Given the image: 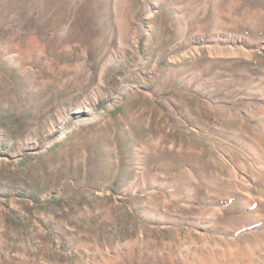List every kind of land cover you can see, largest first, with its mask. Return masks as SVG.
<instances>
[{"label": "rangeland", "instance_id": "rangeland-1", "mask_svg": "<svg viewBox=\"0 0 264 264\" xmlns=\"http://www.w3.org/2000/svg\"><path fill=\"white\" fill-rule=\"evenodd\" d=\"M0 264H264V0H0Z\"/></svg>", "mask_w": 264, "mask_h": 264}]
</instances>
